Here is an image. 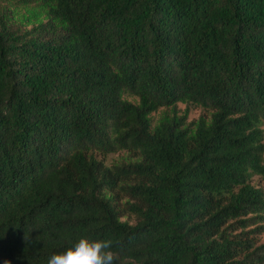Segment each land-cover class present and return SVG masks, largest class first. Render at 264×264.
<instances>
[{
  "label": "trees",
  "instance_id": "1",
  "mask_svg": "<svg viewBox=\"0 0 264 264\" xmlns=\"http://www.w3.org/2000/svg\"><path fill=\"white\" fill-rule=\"evenodd\" d=\"M39 4L0 29V264L82 236L112 240L115 264H263L243 236L264 226L233 232L264 220V0ZM180 101L211 118L153 126ZM121 150L141 158H99Z\"/></svg>",
  "mask_w": 264,
  "mask_h": 264
},
{
  "label": "rangeland",
  "instance_id": "2",
  "mask_svg": "<svg viewBox=\"0 0 264 264\" xmlns=\"http://www.w3.org/2000/svg\"><path fill=\"white\" fill-rule=\"evenodd\" d=\"M41 0H0V29L10 28L12 30L23 31L24 29L31 28L33 21L36 20L38 14L43 11L40 8ZM36 12V13H35ZM124 98L131 102H138V97L131 93H125ZM213 111L195 102H177L171 106L159 108L151 114L153 126H155L165 116H178L186 117L188 124L196 123L201 117L210 119ZM264 128V127H263ZM99 158L104 161L108 166L117 165L121 163H131L140 160L141 156L137 152L121 150L118 152L110 153L107 155H99ZM253 183L264 188V182L259 177H254ZM120 209L122 210V219L130 223L136 222L134 214L128 212L125 207L127 201L133 202L128 196L122 193L115 197ZM256 216V214L249 213L246 217L241 219H249ZM230 221L229 223H231ZM264 226V220L251 222L248 227L244 229H237L233 233H242L257 229L259 226ZM243 238H253L256 247L264 244V229L259 232L246 234ZM264 264V263H263Z\"/></svg>",
  "mask_w": 264,
  "mask_h": 264
},
{
  "label": "clouds",
  "instance_id": "3",
  "mask_svg": "<svg viewBox=\"0 0 264 264\" xmlns=\"http://www.w3.org/2000/svg\"><path fill=\"white\" fill-rule=\"evenodd\" d=\"M110 239L82 236L66 251L52 255L47 264H115L116 254Z\"/></svg>",
  "mask_w": 264,
  "mask_h": 264
}]
</instances>
